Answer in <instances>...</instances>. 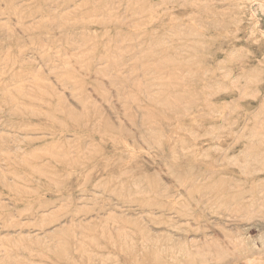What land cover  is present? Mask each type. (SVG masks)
<instances>
[{
    "label": "rangeland",
    "instance_id": "obj_1",
    "mask_svg": "<svg viewBox=\"0 0 264 264\" xmlns=\"http://www.w3.org/2000/svg\"><path fill=\"white\" fill-rule=\"evenodd\" d=\"M0 264H264V0H0Z\"/></svg>",
    "mask_w": 264,
    "mask_h": 264
}]
</instances>
